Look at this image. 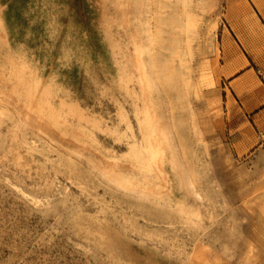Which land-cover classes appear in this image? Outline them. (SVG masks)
<instances>
[{"label": "rangeland", "instance_id": "rangeland-1", "mask_svg": "<svg viewBox=\"0 0 264 264\" xmlns=\"http://www.w3.org/2000/svg\"><path fill=\"white\" fill-rule=\"evenodd\" d=\"M211 1L0 0V264H264V31Z\"/></svg>", "mask_w": 264, "mask_h": 264}, {"label": "bare ground", "instance_id": "bare-ground-1", "mask_svg": "<svg viewBox=\"0 0 264 264\" xmlns=\"http://www.w3.org/2000/svg\"><path fill=\"white\" fill-rule=\"evenodd\" d=\"M213 1L214 0L211 2ZM144 53L145 51L141 46L136 47L137 61L140 66L141 84L144 86L145 94V116L142 121V129L145 132V143L141 145L134 143L131 149L134 152V158L137 160H142V158H147L150 155L152 159L149 166L156 169L158 174L168 175L166 167L167 139L164 135L163 124L157 113V102L155 94L153 93L151 81L148 77ZM52 108L55 109V107ZM143 167H145V164Z\"/></svg>", "mask_w": 264, "mask_h": 264}, {"label": "crops", "instance_id": "crops-1", "mask_svg": "<svg viewBox=\"0 0 264 264\" xmlns=\"http://www.w3.org/2000/svg\"><path fill=\"white\" fill-rule=\"evenodd\" d=\"M238 0H233V2H237ZM245 8L246 11L238 12L236 11V14L238 18H249L253 20L254 24L257 25L259 28H261L264 31V0H240ZM228 32H226L225 29H223V33L229 37V33H231V30L229 26H227ZM261 30V31H262ZM245 33V32H244ZM241 38V43L244 46L249 45V40L244 36ZM242 36V35H241ZM257 41H260V37H257ZM237 42V41H236ZM238 43V42H237ZM239 44V43H238ZM231 65H236V62H229ZM260 65L257 63V61L254 58H248L241 60V68H239L238 73L235 75L233 80L237 79H243L247 76H253L255 73L257 74L256 68ZM237 68L232 69L230 72H234ZM258 75V74H257Z\"/></svg>", "mask_w": 264, "mask_h": 264}]
</instances>
